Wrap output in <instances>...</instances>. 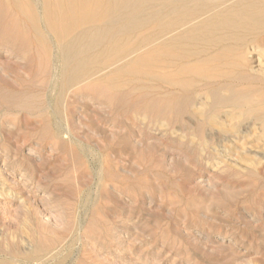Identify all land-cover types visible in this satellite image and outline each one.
<instances>
[{"label":"rangeland","instance_id":"374dc122","mask_svg":"<svg viewBox=\"0 0 264 264\" xmlns=\"http://www.w3.org/2000/svg\"><path fill=\"white\" fill-rule=\"evenodd\" d=\"M35 4L52 46L46 0ZM51 64L0 0V261L264 264L261 124L222 113L227 126L203 134L136 82L58 98Z\"/></svg>","mask_w":264,"mask_h":264},{"label":"bare ground","instance_id":"6f19581e","mask_svg":"<svg viewBox=\"0 0 264 264\" xmlns=\"http://www.w3.org/2000/svg\"><path fill=\"white\" fill-rule=\"evenodd\" d=\"M11 1L51 59L58 98L82 83L116 95L136 82L162 88L153 106L191 114L203 134L227 126L222 113L264 134V0H46L52 46L35 0Z\"/></svg>","mask_w":264,"mask_h":264}]
</instances>
